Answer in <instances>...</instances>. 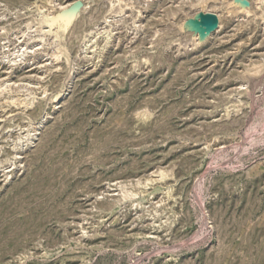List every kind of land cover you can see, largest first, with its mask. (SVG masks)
Returning a JSON list of instances; mask_svg holds the SVG:
<instances>
[{"label":"rangeland","instance_id":"1","mask_svg":"<svg viewBox=\"0 0 264 264\" xmlns=\"http://www.w3.org/2000/svg\"><path fill=\"white\" fill-rule=\"evenodd\" d=\"M113 1L0 0V264H264V0Z\"/></svg>","mask_w":264,"mask_h":264},{"label":"bare ground","instance_id":"2","mask_svg":"<svg viewBox=\"0 0 264 264\" xmlns=\"http://www.w3.org/2000/svg\"><path fill=\"white\" fill-rule=\"evenodd\" d=\"M115 1L118 2V4L123 2V0H115ZM115 1L112 2V6H113V7H115L116 4H117V3L115 4ZM207 1L209 2L210 0H207ZM207 1H206V3H207ZM254 1H255V0H254ZM237 2H240V0H237ZM204 3H205V1H204ZM206 3H205V4H206ZM228 3H229V2H228ZM59 5H60V4H59ZM69 5H70V4H68V3H67L66 5L63 4V5H61V8H62V9H65V8L69 7ZM127 5H128V4H127ZM208 6H209V5H208ZM210 6H211V5H210ZM242 6H245V5H242ZM213 7H214V6H213ZM84 8H85V7H84ZM211 8H212V7H211ZM80 9H81L80 4H76V3H75V4L72 5L71 8H69L68 12H69V14H72V15H73V12L76 11V10H78V11H77V14H78L79 11H80ZM207 9H208V8H207ZM207 9H206V10H207ZM235 9H236V6H235ZM244 9H245V8H244ZM58 10H59V9H58ZM117 10H118V9H117ZM209 10H210V9H209ZM66 11H67V10H66ZM204 11H205V10H204ZM228 11L231 13V12H233V9H230V10H228ZM228 11H227V12H228ZM64 12H65V11H64ZM115 12H117V11H115ZM206 12H207V11H206ZM206 12H204V13H206ZM210 12H211V11H210ZM210 12H207V13H210ZM212 12H213V11H212ZM212 12H211V14H214V15H216V13H217V12H216V13H212ZM227 12H226V13H227ZM229 12H228V14H229ZM204 13H201V14H204ZM109 14H110V13H109ZM222 14H223V13H222ZM228 14H227V15H228ZM64 15H65V13H62L59 17H57V18L54 17V18H53V19H54V23H55L57 20H62L63 22H65V23L67 24V22H68V21H67V18H68V17L66 18ZM40 16H41V15H40ZM52 16H53V15H52ZM141 16H142V15H141ZM199 16H200V15H199ZM216 16H217V15H216ZM218 16L220 17L219 14H218ZM218 16H217V18H218ZM224 16H225V13H224ZM48 17H50V16H47V18H48ZM71 17H72V16H71ZM222 17H223V16H222ZM39 18H40V19H39ZM39 18L36 19V20H37L36 23L39 22V24H40V23L45 22V21H44L45 19L42 20L41 17H39ZM50 18H51V17H50ZM65 18H66V19H65ZM220 18H221V17H220ZM224 18H226V17H224ZM48 19H49V18H48ZM51 19H52V18H51ZM199 20H200V17H199ZM199 20H198V21H199ZM218 20H219V19H218ZM243 20H244V19H243ZM50 21H51V20H50ZM52 21H53V20H52ZM219 21L222 22V20H219ZM223 21H224V20H223ZM69 22H70V21H69ZM36 23H35V24H36ZM48 23L50 24V22H48ZM39 24H38V25H39ZM223 24H224V23H223ZM223 24H222V25H223ZM220 26H221V25H220ZM223 26H224V25H223ZM223 26H222V27H223ZM222 27H221V28H222ZM200 29H202V28L200 27ZM215 29H216V28H215ZM218 29L220 30V28H218ZM207 30L212 31L213 29H211V30H210V29H204V31H207ZM115 31H116V30H115ZM204 31L202 30L201 33H203ZM26 32H27V31H26ZM215 32H216V34H217V32H218L217 29H216ZM219 33H220V32H219ZM45 34H46V33H45ZM45 34H44V35H45ZM198 34H199V33H198ZM206 34H207V33H206ZM206 34H205V36H206ZM214 34H215V33H214ZM104 35H105V34H104ZM208 35H209V34H208ZM95 37H96V36H95ZM200 37H201V36H200ZM206 37H207V36H206ZM208 37H209V36H208ZM213 37H214V36H213ZM213 37H212V38H213ZM210 38H211V37H210ZM199 40H201V39H199ZM202 40H204V39H202ZM42 41H43V40H42ZM42 41H41V42H42ZM106 41H107V39H106ZM106 41H105V42H106ZM108 41H109V40H108ZM108 41H107L106 43L104 42L105 44H103V45H104V46L102 47L103 49L107 48V46H108V44H109ZM151 41H152V40H151ZM208 41H209V40H208ZM39 42H40V41H39ZM197 42H198V41H197ZM204 42H205V41H204ZM28 43H29V42H28ZM5 46H6V45H5ZM46 46H47V45H46ZM57 47H58V46H57ZM14 53H15V52H14ZM24 53H26V52H24ZM53 60H54V59H53ZM67 60L69 61V58H68ZM69 62H70V61H69ZM42 76H43V75H42ZM71 79H73V78H71ZM7 80H8V79H7ZM70 81H71V80H70ZM12 83H14V82H12ZM1 87H2V86H1ZM19 88H20V87H19ZM1 89H2V88H1ZM1 89H0V90H1ZM17 89H18V88H17ZM29 96H31V95H29ZM61 99H62V98H61V94L58 93V94L55 96V101H54V102L56 103V105H57V104H60ZM9 103H12V104H15V105H22V104H23V99H22L21 97H14V98L11 99V101H9ZM31 104H32V103H30V106H31ZM31 143H32V142H31ZM20 156H21V155H20ZM7 169H8V168H7ZM159 171H160V170H159ZM10 174H11V173H9L8 177L10 176ZM157 175H158V174H157ZM167 175H168L167 172H165V171H160L159 179H160V178H164V177H166ZM159 179H158V180H159ZM153 180H154V179H153ZM148 182H150L149 179H148ZM148 182H147V183H148ZM127 184H128V183H127ZM128 185H129V184H128ZM128 187H130V185H129ZM125 188H126V187H125ZM128 190H129V189H128ZM168 191H169V190L167 189L166 193H167ZM142 192H143V191H142ZM126 193H127V192H126ZM145 193H146V192H145ZM164 193H165V191H164ZM167 194H169V193H167Z\"/></svg>","mask_w":264,"mask_h":264},{"label":"water","instance_id":"3","mask_svg":"<svg viewBox=\"0 0 264 264\" xmlns=\"http://www.w3.org/2000/svg\"><path fill=\"white\" fill-rule=\"evenodd\" d=\"M196 27L200 29L201 31L204 29H213L218 26L219 20L216 15L211 13H204L200 15V20L195 21Z\"/></svg>","mask_w":264,"mask_h":264}]
</instances>
